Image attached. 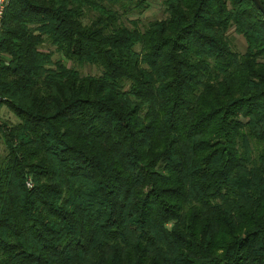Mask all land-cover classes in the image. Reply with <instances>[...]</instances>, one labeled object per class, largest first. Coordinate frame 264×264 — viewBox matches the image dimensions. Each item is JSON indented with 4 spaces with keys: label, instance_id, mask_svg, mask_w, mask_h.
<instances>
[{
    "label": "trees",
    "instance_id": "obj_1",
    "mask_svg": "<svg viewBox=\"0 0 264 264\" xmlns=\"http://www.w3.org/2000/svg\"><path fill=\"white\" fill-rule=\"evenodd\" d=\"M128 3L5 9L0 264H264V17L163 0L142 23Z\"/></svg>",
    "mask_w": 264,
    "mask_h": 264
},
{
    "label": "rangeland",
    "instance_id": "obj_2",
    "mask_svg": "<svg viewBox=\"0 0 264 264\" xmlns=\"http://www.w3.org/2000/svg\"><path fill=\"white\" fill-rule=\"evenodd\" d=\"M136 1L138 0H123L124 3H128V2L133 3ZM143 1H146L147 7L144 8L141 12H137L136 10H134L131 13H128L127 15L128 20H134L136 18H139L142 23H146L147 21L157 18H162L165 16L163 0H143ZM132 3H128V6H130ZM228 38L230 39L231 46L235 51L239 53H242L244 51L245 42L241 35L235 34L232 31V29H229ZM58 58H60V55L57 53L54 54L53 59L56 60ZM62 60L66 63L67 66L77 69L83 75L86 74L99 75L101 73V68L96 65L89 63L79 64L77 62H72L64 58H62ZM2 110L6 112V114L9 116L10 119H13V116L9 112H7L5 109Z\"/></svg>",
    "mask_w": 264,
    "mask_h": 264
},
{
    "label": "built area",
    "instance_id": "obj_3",
    "mask_svg": "<svg viewBox=\"0 0 264 264\" xmlns=\"http://www.w3.org/2000/svg\"><path fill=\"white\" fill-rule=\"evenodd\" d=\"M10 0H0V31H1V25H2V19L5 12L6 7L8 6ZM26 186L31 187L32 181L30 179H27Z\"/></svg>",
    "mask_w": 264,
    "mask_h": 264
},
{
    "label": "water",
    "instance_id": "obj_4",
    "mask_svg": "<svg viewBox=\"0 0 264 264\" xmlns=\"http://www.w3.org/2000/svg\"><path fill=\"white\" fill-rule=\"evenodd\" d=\"M251 2L254 4L255 8H257L259 10V12L261 13V15L264 17V7L260 3V1L259 0H251Z\"/></svg>",
    "mask_w": 264,
    "mask_h": 264
}]
</instances>
